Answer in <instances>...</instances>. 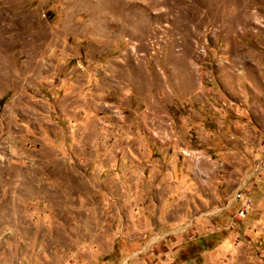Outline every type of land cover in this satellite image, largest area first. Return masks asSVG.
<instances>
[{"label": "rangeland", "instance_id": "obj_1", "mask_svg": "<svg viewBox=\"0 0 264 264\" xmlns=\"http://www.w3.org/2000/svg\"><path fill=\"white\" fill-rule=\"evenodd\" d=\"M0 264H264V0H0Z\"/></svg>", "mask_w": 264, "mask_h": 264}, {"label": "built area", "instance_id": "obj_2", "mask_svg": "<svg viewBox=\"0 0 264 264\" xmlns=\"http://www.w3.org/2000/svg\"><path fill=\"white\" fill-rule=\"evenodd\" d=\"M245 211H246V209H245V208H242V209L240 210V215H244Z\"/></svg>", "mask_w": 264, "mask_h": 264}]
</instances>
